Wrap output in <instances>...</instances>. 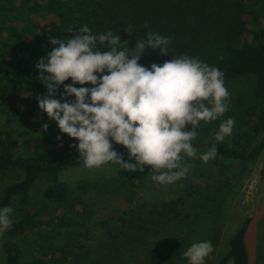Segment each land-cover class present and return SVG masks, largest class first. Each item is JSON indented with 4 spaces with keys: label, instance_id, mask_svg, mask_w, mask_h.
<instances>
[{
    "label": "trees",
    "instance_id": "trees-1",
    "mask_svg": "<svg viewBox=\"0 0 264 264\" xmlns=\"http://www.w3.org/2000/svg\"><path fill=\"white\" fill-rule=\"evenodd\" d=\"M33 16L46 18L36 30L30 20ZM85 24L94 34L112 30L121 37V43L129 41L122 47L129 48L130 53L136 41L146 38L149 31L172 37L168 54H162L159 49H147L142 54L139 63L149 69L153 63L162 65L175 56L187 54L219 68L224 73V80L253 78L250 97L239 99L241 110L235 120L234 133L223 141L217 140L220 123L231 116L228 111L219 121H201L198 136L192 141L198 149L197 157L213 144L218 149L216 159L208 163L215 170H204L198 164L185 181L184 194L167 204L171 218L181 223L190 218L193 223L184 230L185 236L181 235L183 229L177 225L170 228L160 245L145 248L141 260L142 264H174V261L182 264L186 259L182 253L193 243L210 241L213 245L215 241L214 221L220 212L212 203L215 199L208 204L203 200L200 202L202 190L212 187L221 196L237 176L229 173L233 172L229 164L251 161L264 151V0H0V110L5 114L19 112L24 120L34 119L38 124L49 125L39 136L19 128H0V178L11 171L20 175L19 179L0 188V209L10 206L16 212L11 216L12 227L0 237L6 264H49L48 251L43 250L37 238L32 240L33 245L41 253L22 261L23 251L17 239L28 236L30 231L43 224L50 230L63 227L71 217L69 214L79 212L72 201L80 199L82 194L109 192L123 197L130 186L137 185L132 178L124 176L108 180L96 175L75 184L62 177L67 168L84 165L78 149L72 147L78 141L62 133L58 125L53 126L55 120H50L39 107L38 97L47 93L46 85L38 79L40 70L34 66L39 61L22 53L37 50L42 58H46L58 46L51 45L49 36L67 40ZM52 25L58 29L51 30ZM99 47L102 51L108 50L103 45ZM44 75L49 74L44 72ZM64 83L71 84V78ZM75 86L93 87L91 83ZM61 92L63 85L57 98ZM7 102L12 106H6ZM58 136L61 139L58 140ZM113 147L123 153L125 161L129 160L125 146L113 144ZM131 161L136 162L134 158ZM39 179L44 181L42 205L32 198V188ZM210 179L215 181V187L209 184ZM223 182L225 185L221 184ZM81 212L87 213L83 208ZM247 220L229 239L228 250L216 264H225L229 260L232 264H246L241 235ZM143 221L149 222V218H143ZM263 222L264 217L259 225ZM200 223H207L208 234L197 232ZM129 224L136 230H145L138 222ZM260 233L263 237L264 227ZM46 248L50 249V246Z\"/></svg>",
    "mask_w": 264,
    "mask_h": 264
},
{
    "label": "clouds",
    "instance_id": "clouds-1",
    "mask_svg": "<svg viewBox=\"0 0 264 264\" xmlns=\"http://www.w3.org/2000/svg\"><path fill=\"white\" fill-rule=\"evenodd\" d=\"M49 40L58 46L36 64L38 79L47 88L38 97L39 107L62 133L76 138L78 143L72 147L78 149L87 168L110 165L142 172L148 165L156 173L153 181L174 183L190 172L191 165L182 163L184 157H197L192 141L201 121H215L229 111L230 93L219 68L187 54L162 65L153 63L150 69L139 63L147 49L168 54L172 37L149 31L130 53L122 47L129 41L121 43L112 30L94 34L85 24L67 40L52 36ZM100 45L108 50H100ZM69 78L72 83L65 84ZM86 83L93 87L75 86ZM61 85L63 92L57 98ZM72 96L75 99L69 100ZM235 123L232 117L223 120L217 140L231 136ZM48 127L43 125L45 130ZM112 141L125 146L128 162ZM217 152L213 144L199 158L207 163ZM133 158L136 163L131 162ZM12 211L10 206L0 209V234L12 227ZM212 252L210 241H200L182 255L188 264H205Z\"/></svg>",
    "mask_w": 264,
    "mask_h": 264
},
{
    "label": "rangeland",
    "instance_id": "rangeland-1",
    "mask_svg": "<svg viewBox=\"0 0 264 264\" xmlns=\"http://www.w3.org/2000/svg\"><path fill=\"white\" fill-rule=\"evenodd\" d=\"M30 20H33V29L36 30L44 24L46 18L45 16H33ZM50 29L57 30L58 26L52 25ZM22 54L29 56L34 61H39L42 58L37 50L35 53L24 51ZM34 66L36 67V65ZM224 81L230 93V117L236 120L241 110L239 99L247 100L250 97L253 90V78L239 77ZM6 106H12V104L7 102ZM43 125L38 124L34 119L24 120L19 112L11 111L5 114L0 110V128H19L23 132L30 131L34 136H39L46 132ZM54 125H58L56 121L53 123ZM112 143L117 144L115 141ZM200 155L195 158H184L182 163L190 164L191 169L197 168L200 164L204 170L209 168L215 170L208 163L216 158L204 163L199 158ZM229 165L230 170L233 171L229 173H236L237 176L230 183L231 187L225 189V193L221 192L220 196L218 191L215 189L213 191L212 187L202 190L203 196L200 202L207 203L215 199L212 203L216 207L215 209H219L218 213L220 212L217 220L214 221L215 225L213 224L217 229L213 252L205 258V264H216L218 258L228 250L229 239L264 201V151L251 161H236ZM191 169L184 178L174 183L160 184L152 180L151 176L156 173L151 172V166L148 165L144 166L142 172L119 169L118 166L110 165L91 169L85 165L67 168L61 175L67 177L66 179L71 181V184L97 175L108 178V180L124 176L132 178L133 183L137 185L130 186L129 191L123 197L111 195L109 192L94 191L80 195V199L72 201L79 212L74 215L69 214L71 217L63 227L58 230H50L48 225L43 224L36 230L30 231L28 236L17 239V243L23 251L20 259L27 261L35 254L41 253L36 251V247L33 245L32 240L37 238V242L43 245V250L48 251L46 255L50 259L49 264H142L143 251L147 246L160 245L163 238L166 237L165 232L176 225L183 229L181 235L185 236L184 230H187L193 223L190 218L184 219L185 222L182 223L174 217L171 218L172 212L168 211L167 205L171 200L184 194V184L190 178ZM19 178L20 175L13 171L5 174L0 178V188ZM210 180L209 184H213L215 187V181ZM204 184L205 182L202 187ZM221 184L225 185L224 182ZM43 187L44 181L39 179L32 188V198L39 205H42L41 191ZM221 188L224 191V187ZM42 208L41 214L44 212V207ZM82 208L87 213L81 212ZM14 213H16L15 209L11 216ZM143 218H149V222H144ZM130 222L143 224L147 232L136 230L135 227L130 226L132 225L129 224ZM207 223L206 225L200 223L197 232L208 234ZM262 227H264V222L259 225L255 264H264V236L260 235ZM37 232L41 235L37 236ZM0 237H2L1 234ZM48 246L50 249L46 248ZM58 256L60 257L58 258ZM186 261L187 259H184L181 263L186 264ZM0 264H6L1 245ZM225 264H232L231 260Z\"/></svg>",
    "mask_w": 264,
    "mask_h": 264
},
{
    "label": "water",
    "instance_id": "water-1",
    "mask_svg": "<svg viewBox=\"0 0 264 264\" xmlns=\"http://www.w3.org/2000/svg\"><path fill=\"white\" fill-rule=\"evenodd\" d=\"M264 217V201L257 207V209L248 218L243 231L242 242L246 250V264H255L257 257L258 245V228L259 222Z\"/></svg>",
    "mask_w": 264,
    "mask_h": 264
}]
</instances>
